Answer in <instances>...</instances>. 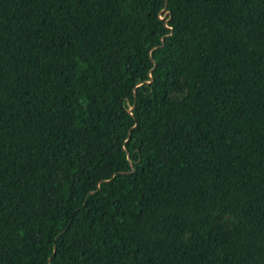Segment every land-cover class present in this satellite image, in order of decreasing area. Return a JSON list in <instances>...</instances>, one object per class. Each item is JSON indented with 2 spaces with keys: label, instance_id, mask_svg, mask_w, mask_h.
<instances>
[{
  "label": "trees",
  "instance_id": "1",
  "mask_svg": "<svg viewBox=\"0 0 264 264\" xmlns=\"http://www.w3.org/2000/svg\"><path fill=\"white\" fill-rule=\"evenodd\" d=\"M0 264H264V0H0Z\"/></svg>",
  "mask_w": 264,
  "mask_h": 264
},
{
  "label": "water",
  "instance_id": "2",
  "mask_svg": "<svg viewBox=\"0 0 264 264\" xmlns=\"http://www.w3.org/2000/svg\"><path fill=\"white\" fill-rule=\"evenodd\" d=\"M163 11H164L165 13H164L163 16H161L162 19L165 18L167 15L170 14V11L166 10V8H164ZM133 108H134V106H131V107L129 108L128 111H129L130 114H132V110H133ZM128 157H129V154H128ZM131 164H132V163H131ZM54 251H56V248H55ZM51 258H52V257H50L49 260H50Z\"/></svg>",
  "mask_w": 264,
  "mask_h": 264
}]
</instances>
